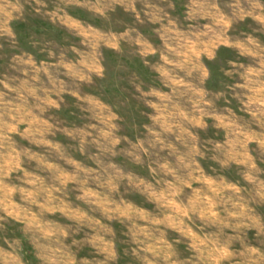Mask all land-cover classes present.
Wrapping results in <instances>:
<instances>
[{
    "label": "rangeland",
    "instance_id": "1",
    "mask_svg": "<svg viewBox=\"0 0 264 264\" xmlns=\"http://www.w3.org/2000/svg\"><path fill=\"white\" fill-rule=\"evenodd\" d=\"M0 264H264V0H0Z\"/></svg>",
    "mask_w": 264,
    "mask_h": 264
}]
</instances>
